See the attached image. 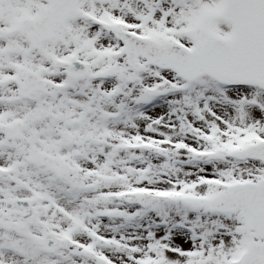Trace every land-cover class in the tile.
<instances>
[{
	"label": "snow or ice",
	"instance_id": "obj_1",
	"mask_svg": "<svg viewBox=\"0 0 264 264\" xmlns=\"http://www.w3.org/2000/svg\"><path fill=\"white\" fill-rule=\"evenodd\" d=\"M0 264H264V0H0Z\"/></svg>",
	"mask_w": 264,
	"mask_h": 264
}]
</instances>
